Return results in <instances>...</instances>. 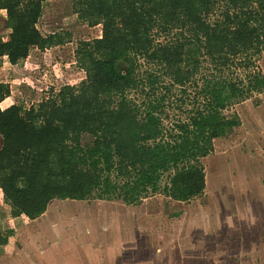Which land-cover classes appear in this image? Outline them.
Listing matches in <instances>:
<instances>
[{"label":"trees","instance_id":"16d2710c","mask_svg":"<svg viewBox=\"0 0 264 264\" xmlns=\"http://www.w3.org/2000/svg\"><path fill=\"white\" fill-rule=\"evenodd\" d=\"M43 2L0 0L9 29L7 39L0 37V57L9 63L33 47L65 42L61 33L37 28ZM72 9L101 25L99 37L80 40L75 50L85 78L28 107L0 106V190L10 214L35 218L54 198L135 205L156 193L177 201L200 195V158L240 123L223 111L264 92L255 66L264 50V0H74ZM157 35L171 37L156 41ZM140 57L162 67L168 83L160 86L154 69L138 77ZM174 87V106L188 100L191 107L166 126L164 100ZM144 88L142 102L129 98V90ZM9 94L0 81V102ZM83 134L90 144H81Z\"/></svg>","mask_w":264,"mask_h":264},{"label":"rangeland","instance_id":"374dc122","mask_svg":"<svg viewBox=\"0 0 264 264\" xmlns=\"http://www.w3.org/2000/svg\"><path fill=\"white\" fill-rule=\"evenodd\" d=\"M73 1L44 0L36 23L43 35L59 32L65 36V42L45 49L33 47L15 65L7 63L6 58L0 59V79L7 80L11 90L7 102L13 100L28 107L62 85L78 84L85 78L75 50L80 40L99 37L101 25L80 20L73 12ZM215 14L209 16L210 20L216 18ZM2 17L6 19L4 9H0V37L5 40L9 29ZM169 37L157 35L156 41ZM136 63L138 77L144 78L146 69H154L160 86L168 83L162 67L142 57ZM255 66L264 74V50L255 56ZM146 91L149 90L144 88L143 93L129 90L128 96L142 102ZM179 95L178 87L166 95L162 115H166L163 118L166 126L184 118L191 107L188 100L181 109L175 107ZM223 112L227 116L237 114L240 123L224 136L214 138L212 150L200 158L205 176L200 195L174 202L156 193L133 206H127L121 199L54 198L43 213L46 222L41 223V230L37 228L38 234L43 232L44 238L53 240L43 241L33 235L32 238L39 239L35 244H51L50 251L59 253L65 264L71 261V264H264V92L254 93ZM91 141V136L82 135V145ZM123 216L126 220L120 219ZM12 223L7 226L0 216V264L9 259L12 261L8 262L21 264L24 259L22 243L23 238L27 240L24 236L31 224ZM118 236L129 241L125 249L133 250L121 258L122 263L115 258L116 248L122 243L118 242ZM48 258L46 264H52L51 256Z\"/></svg>","mask_w":264,"mask_h":264},{"label":"crops","instance_id":"0c3cea01","mask_svg":"<svg viewBox=\"0 0 264 264\" xmlns=\"http://www.w3.org/2000/svg\"><path fill=\"white\" fill-rule=\"evenodd\" d=\"M5 19V17H2V20H4ZM6 20V19H5ZM3 58H6V61H7V63H9L8 62V60H7V57L6 56H2V57H0V59H3ZM11 64V63H10ZM11 65H15V64H11ZM0 81H2V82H5V81H7V80H2V79H0ZM10 86V85H9ZM10 92H11V90H10ZM10 97V94L7 96V97H5L1 102H0V106H1V108H6V107H8L9 105H11V104H13V103H15L13 100L12 101H10V102H7V99ZM10 99H11V97H10ZM2 103H4L3 104V106H2ZM1 139V138H0ZM1 144H2V140H0V146H1ZM53 200H55V199H52L50 202H52ZM172 200V199H171ZM172 201H174V202H184V201H177V200H172ZM141 203V202H140ZM139 203V204H140ZM49 204V203H48ZM127 206H130V205H128V204H126ZM0 216H2V217H4L5 218V223H6V225L7 226H9V222L11 223V224H13L12 222H16V223H18L19 221H22L23 222V224H24V226L25 225H29V224H31V228H33V229H29L28 230V233H27V235L26 236H24V237H26L27 238V240L26 239H24L23 238V243H22V250H21V252H22V257L24 258L23 260H22V262H20L21 264H26L25 263V261L26 260H31L32 262H28V261H26L28 264H37L38 262H39V260L40 259H43V261L42 262H40V263H38V264H46V261L47 260H49V258H48V255H50L51 256V258H52V260H53V263L52 264H65V262L63 261V260H61V255L59 254V253H56V251L55 250H53L52 252L50 251V245L51 244H49V245H47L46 244V242H44V243H41V244H35V241L36 240H39V239H37V238H32V236L33 235H35V236H37V237H41V239H43V241H45V239H48V240H51L52 238H50V237H45L44 238V233L42 232L41 234H38L39 233V229L37 230V228L38 227H40L41 226V223H45L46 222V219H44V217H43V213L42 214H40L39 216H37V217H35V218H32V219H30V218H28V217H26V216H24V215H18V216H12L11 214H10V207H9V205L8 204H6L4 201H3V198H2V192H1V190H0ZM48 206V205H47ZM131 206H133V205H131ZM47 208V207H46ZM46 210V209H45ZM1 213H3V215L1 214ZM43 217V218H42ZM125 217L123 216V217H121L120 219H124ZM50 219V218H49ZM9 220V221H8ZM125 220H126V218H125ZM136 222H137V220H136ZM34 223V224H33ZM32 225H33V227H32ZM43 225V224H42ZM42 227V226H41ZM41 227H40V230H41ZM111 229V228H110ZM30 231V232H29ZM32 232V234H30ZM136 235H137V229H136ZM7 237H11L10 235L9 236H7ZM121 239V240H120ZM53 240V239H52ZM61 241V240H60ZM118 242H122L120 245H118L119 247H117L116 248V257L115 258H117V261L118 262H121V258H125V255L127 254V253H131L133 250H131L130 248H128V249H125L126 247H125V244L126 243H129V241L128 240H126V239H124L123 237H121V236H118ZM113 244V243H112ZM25 245H27V246H25ZM129 245V244H128ZM110 247V246H109ZM111 248V247H110ZM18 250H20V249H18ZM12 255V254H11ZM39 256H41V257H39ZM73 256H74V254H73ZM91 256H92V253H91ZM106 256H108V255H106ZM109 257V256H108ZM135 258H137V256H134ZM37 258H39L38 260H34V259H37ZM82 260H86V258H81ZM80 259V260H81ZM25 260V261H24ZM8 261H12V259H9ZM6 262V263H1V264H10V263H12V264H15L14 262ZM72 262V261H71ZM71 262L69 263V264H71ZM134 262H137V259H134ZM19 262H17V264H18ZM122 263V262H121Z\"/></svg>","mask_w":264,"mask_h":264}]
</instances>
